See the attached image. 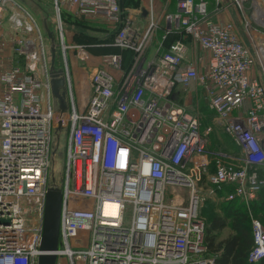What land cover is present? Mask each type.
Segmentation results:
<instances>
[{
    "label": "built area",
    "instance_id": "1",
    "mask_svg": "<svg viewBox=\"0 0 264 264\" xmlns=\"http://www.w3.org/2000/svg\"><path fill=\"white\" fill-rule=\"evenodd\" d=\"M52 1L58 17L62 7L117 25L113 45L133 57L123 71L121 53L108 54L82 103L65 87L66 109H54L50 72L63 70L51 67L43 22L23 0H0V28L11 33L0 35V264H37L48 187L62 192L55 253L68 264H216L198 181L212 165L208 195L231 186L225 199L246 205L264 184V85L252 74L264 79V0H214V10L230 4L242 14L245 40L233 22L213 19L209 0H178L163 38H180L148 60L152 15L141 32L118 0ZM193 84L239 154L210 149L209 128L176 103V88ZM53 132L66 137L61 185L48 179ZM250 221L247 260L257 263L264 226Z\"/></svg>",
    "mask_w": 264,
    "mask_h": 264
},
{
    "label": "rangeland",
    "instance_id": "2",
    "mask_svg": "<svg viewBox=\"0 0 264 264\" xmlns=\"http://www.w3.org/2000/svg\"><path fill=\"white\" fill-rule=\"evenodd\" d=\"M27 8L39 19L41 22H46L48 28L53 34V42L51 44L55 47V60L54 66L56 68L68 67L71 68V58L73 59V53L77 56L79 63L84 62L86 66V57L88 52L95 55L99 61L98 65L104 61L105 57L108 54H111L116 50V46L113 45V37L117 30V25L98 17L92 16H74L73 11L67 8H60V15L57 16L54 2L52 0H23ZM121 1V0H120ZM175 0H123L124 5L122 9L128 13H124L132 17L135 25L141 30L145 31L149 28L151 23V11L148 9L151 5L157 7L161 11V17L158 19L153 18L154 22L164 21V16L168 11L172 10L174 7ZM122 3V2H121ZM226 2L225 4H227ZM128 5V6H126ZM132 5V6H131ZM126 8V9H125ZM128 8V9H127ZM210 14L213 16V19L219 21H231L234 23L238 35L245 40L246 36L243 30V17L240 12L236 11L235 8L228 4L226 9L223 11H216V4L214 0H209ZM145 9L146 14L141 18L139 14H142V10ZM165 13V14H163ZM163 15V16H162ZM158 28L151 27L149 33L153 36L157 32ZM4 31L2 36L10 37L11 33ZM45 42L47 36H44ZM47 55L50 60V43L47 41ZM103 45V46H100ZM79 46H83V53L80 51ZM115 48V49H114ZM94 52V53H93ZM64 55V56H63ZM64 57L66 59L67 65L65 66ZM76 67V66H75ZM123 71H125L123 67ZM190 87H199L196 84L191 85ZM76 92V91H75ZM75 101L77 106L82 103V98L80 93H75ZM54 109L58 108V100L53 96L52 98ZM210 118H208V124L202 123L207 128H210L211 138L213 140L212 145L214 147L223 146L232 148L231 141L222 133L221 128L216 122L213 121L212 113H208ZM212 120V121H211ZM217 124V125H216ZM66 142V137L60 135V140L57 141L56 132L52 134L51 141V153L52 161L49 169V181H56L58 185H61V181L64 176V145ZM213 172V166L210 165L205 175H202L201 181H198L199 187L202 186V190H199L200 195L202 196V202L198 209V215L203 219L204 225L207 227L210 219L216 216H223L222 209L225 207V203L231 200H226V191L223 188L221 191H218L214 195H208L207 188L209 187L207 176L208 173ZM203 184V185H201ZM205 184V185H204ZM183 191L181 198L184 201L188 200V189H178ZM166 199H174L175 196L170 195V188L167 189ZM260 221L264 226V213L259 216ZM228 228H224L220 231L218 238H223L229 233ZM56 264H68V261L65 257H57Z\"/></svg>",
    "mask_w": 264,
    "mask_h": 264
},
{
    "label": "crops",
    "instance_id": "3",
    "mask_svg": "<svg viewBox=\"0 0 264 264\" xmlns=\"http://www.w3.org/2000/svg\"><path fill=\"white\" fill-rule=\"evenodd\" d=\"M177 1L178 0L174 1L173 9L168 11V12H174L177 9ZM120 7H121V5H120ZM143 10H145V9H143ZM148 10L151 11V15H152L153 18L158 19L159 17H161V16H159V15H161V11L157 7H155V6L153 7L151 5V7ZM123 12L127 14L128 10H127V12L125 10H123ZM145 14H143V12H142V14H139V16L141 18H144L143 16H145ZM163 14H165V13H163ZM157 28H158L157 32L151 37V40H150L149 45H148V49H147L146 54H145L147 60L150 59L157 52V50L165 51L168 48L167 47L168 45L166 46L164 44V40L166 39V37L163 38V36L165 35V27H164V21L163 20L160 21V25ZM4 31L8 32L5 25H3L0 28V35ZM169 34H170L171 37L173 35L177 36V38H175L173 40V42L180 38V36L176 35L175 33H169ZM167 35L168 34H166V36ZM186 41L189 43L188 39ZM171 43L172 42H170V44ZM100 46H103V45L100 44ZM5 53L10 54L11 53L10 48L7 47ZM112 53H116V52H112ZM95 55H99V54H96V53L92 54V53L88 52L87 57H86V61H87L86 62V66H84L85 65L84 62H80L79 63L77 56L73 53V56H72L73 59L71 58V68L69 69L68 67L67 68L63 67V66L61 67V69L63 70V74L62 75H63V77L65 79V87H71V90H72V92H74V95H75V93L77 94V92L80 93L82 100H84L85 96H87L88 92H89L90 73L92 72L93 69H95L98 66V63H99V61H98L99 58H97ZM121 55H122V53H121ZM197 56H198V54H196V53H189L188 58H192L193 59V58H196ZM13 57L16 59L15 54H13ZM50 57H51V55H50ZM122 60H123V56H122ZM20 61L21 60L18 59L17 63L19 64ZM202 63L203 62H200L201 65H202ZM21 64L23 65L22 61H21ZM123 64H124V61H122V65ZM252 74L264 85V79L260 75V73H259L257 68H254L252 70ZM117 75H119V74H117ZM119 77H120V75H119ZM175 100H176V103L179 106L183 107L187 112L194 113V114H197L199 116V120H200V124H201V130L205 131L207 129V127L205 125H202V123H207L208 124V120L207 119L210 118L208 113H212L213 114L212 119H213L214 122H216L214 120L215 114L207 105V102H206V99H205V93H204L202 87H200V86L199 87H189L186 90H184L181 87H177L176 91H175ZM208 133H209L208 134V138H209V148L210 149L218 150V151H224V152H228V153H231V154H234V155L235 154H239V147L233 142L231 137H229L223 130H222V133L225 136H227V138L231 141L232 148L223 147V146L214 147L212 145L213 140L211 138L210 128H209V132ZM260 173L262 175L264 174V167H262L260 169ZM243 203L245 204V202H243ZM250 205H246L245 204L247 210L251 214ZM251 215L254 216V217H257V218H259V216H260V214L253 215V213Z\"/></svg>",
    "mask_w": 264,
    "mask_h": 264
},
{
    "label": "trees",
    "instance_id": "4",
    "mask_svg": "<svg viewBox=\"0 0 264 264\" xmlns=\"http://www.w3.org/2000/svg\"><path fill=\"white\" fill-rule=\"evenodd\" d=\"M118 1L121 8L123 7L122 5L126 4L123 0ZM175 38H177V36L173 35L171 37L170 34H168L164 40V44L169 46L170 42H173ZM113 52L122 53L124 61L123 66L124 69L127 70L131 64L133 52L128 49L120 50L119 48H116ZM224 189L226 193H228L232 190V187L224 186ZM250 204L251 214H260L261 216L264 213V184ZM222 211L224 214L222 217L215 215L210 219L207 227L204 225V241L209 252L216 254V264H264V258L257 263H249L247 260L248 252L253 244V239L250 213L245 204L240 199H234L225 203V207ZM224 228H228L230 230L229 233L223 238H218L220 231Z\"/></svg>",
    "mask_w": 264,
    "mask_h": 264
},
{
    "label": "water",
    "instance_id": "5",
    "mask_svg": "<svg viewBox=\"0 0 264 264\" xmlns=\"http://www.w3.org/2000/svg\"><path fill=\"white\" fill-rule=\"evenodd\" d=\"M146 13L145 10L142 11ZM44 29L50 42H53V34L47 26V23L43 22ZM51 67H53L55 59V47L51 44ZM61 70H52L50 72V82L53 96L58 100L59 109L64 111L66 109L65 104V79ZM62 202V192L59 188L48 187L45 195L44 213H43V230L40 243V249L43 251L39 254L37 264H56L57 255L55 251L58 247L59 237V219L60 209Z\"/></svg>",
    "mask_w": 264,
    "mask_h": 264
}]
</instances>
